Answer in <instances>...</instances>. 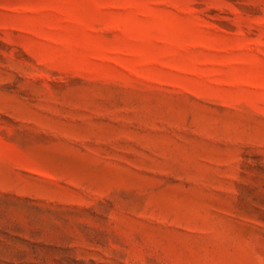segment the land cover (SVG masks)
<instances>
[{
    "label": "rangeland",
    "instance_id": "rangeland-1",
    "mask_svg": "<svg viewBox=\"0 0 264 264\" xmlns=\"http://www.w3.org/2000/svg\"><path fill=\"white\" fill-rule=\"evenodd\" d=\"M0 264H264V0H0Z\"/></svg>",
    "mask_w": 264,
    "mask_h": 264
}]
</instances>
